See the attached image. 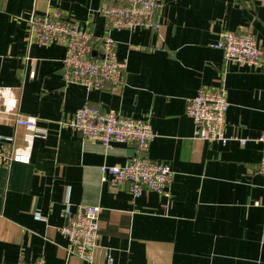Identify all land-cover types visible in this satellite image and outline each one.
<instances>
[{"label":"crops","instance_id":"0c3cea01","mask_svg":"<svg viewBox=\"0 0 264 264\" xmlns=\"http://www.w3.org/2000/svg\"><path fill=\"white\" fill-rule=\"evenodd\" d=\"M117 1L0 0V135L29 159L0 167V264H264V64L227 62L214 47L224 31H249L264 51V0H165L159 32L109 30L103 9ZM49 8L114 39L123 86L65 82V47L28 41L31 15ZM202 87L226 94V144L195 137L186 105ZM85 105L151 124L146 156L170 164L169 197H135L107 178L100 167L127 164L137 145L62 124ZM18 114L47 137L17 124ZM84 204L100 207L92 262L70 253L61 231L66 207Z\"/></svg>","mask_w":264,"mask_h":264},{"label":"built area","instance_id":"2783aa9c","mask_svg":"<svg viewBox=\"0 0 264 264\" xmlns=\"http://www.w3.org/2000/svg\"><path fill=\"white\" fill-rule=\"evenodd\" d=\"M165 0H118L103 9L107 17V27L111 29L136 30L148 28L159 32L160 13ZM29 44L51 45L59 43L66 49L63 59L65 82L84 86L88 89L105 90L109 86L125 84L127 64L116 56V44L109 35L95 36L88 24H80L64 18L57 8L46 12L33 13L29 19ZM98 47L100 56L94 57ZM214 47L223 51L227 62L259 69L264 64V51L252 32L224 31L219 34ZM229 102L222 89L202 87L196 96L188 98L187 114L195 123V137L206 141L226 144L227 111ZM19 125L34 129L35 136L46 138L48 132L39 126L35 118L18 114ZM81 132L86 138L106 145L125 142L137 145V154L125 165L101 166L113 184L125 187L133 196H140L145 190L170 196L173 170L170 164L154 161L146 156L151 141L156 134L146 120L120 115L114 110L103 111L98 107L85 105L78 108L73 116L62 122ZM261 139L264 141V132ZM12 137L0 135V167L12 161L27 162V157L15 154L8 146ZM246 140L241 139L244 144ZM264 176V157L259 166ZM66 223L61 228L68 238V250L90 262L94 260L99 246L100 207L79 205L75 209L67 206ZM13 264H46L42 258L32 261L23 259ZM109 264H111L109 262Z\"/></svg>","mask_w":264,"mask_h":264},{"label":"rangeland","instance_id":"374dc122","mask_svg":"<svg viewBox=\"0 0 264 264\" xmlns=\"http://www.w3.org/2000/svg\"><path fill=\"white\" fill-rule=\"evenodd\" d=\"M47 10H48V9H47ZM47 10H46V11H47ZM34 13H36V12H34Z\"/></svg>","mask_w":264,"mask_h":264}]
</instances>
